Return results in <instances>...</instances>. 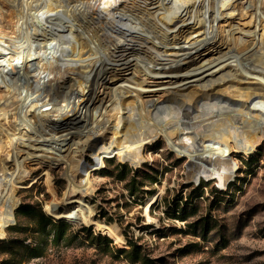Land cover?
Instances as JSON below:
<instances>
[{"label": "bare ground", "instance_id": "bare-ground-1", "mask_svg": "<svg viewBox=\"0 0 264 264\" xmlns=\"http://www.w3.org/2000/svg\"><path fill=\"white\" fill-rule=\"evenodd\" d=\"M100 1L0 0V239L13 224L15 188L31 174L25 169L32 162L48 168L54 157L63 163L69 199L93 194L71 147L74 139L85 137L94 157L114 155L138 169L146 161L145 147L161 138L176 156L189 157L191 174L206 178H229L236 168L230 156L250 155L264 143V0H246L247 7L244 0H115L107 11ZM78 5L91 16L74 18L69 8ZM60 11L64 18H56ZM235 13L250 17L253 31L236 39L229 32V39H222L219 20ZM70 19L79 22L78 30ZM31 40L43 51H32ZM53 40L65 43L61 54L72 58L62 61L59 77L51 61L40 60ZM219 47L224 51L208 59L207 67H195L203 54L218 53ZM32 58L37 66L30 64ZM119 66L149 79L167 78L170 92L149 102L142 99V80L133 89L110 87L108 74ZM43 73L56 77L42 85L38 106L33 95ZM205 75L211 78L201 81ZM7 78L17 83L9 85ZM193 82L200 84L179 89ZM99 85L109 87L102 97ZM59 88L68 91L59 96ZM216 88L214 93L228 97L216 96ZM41 107L50 109L41 112ZM55 129L61 130L56 137H44ZM8 164L16 170L9 172Z\"/></svg>", "mask_w": 264, "mask_h": 264}, {"label": "rangeland", "instance_id": "rangeland-1", "mask_svg": "<svg viewBox=\"0 0 264 264\" xmlns=\"http://www.w3.org/2000/svg\"><path fill=\"white\" fill-rule=\"evenodd\" d=\"M102 1V9L99 8L102 11L115 6V0L108 1L105 7ZM245 1L243 7L248 5ZM80 6L69 10H73L74 18L85 16L87 19L90 14ZM58 13L61 15H55L56 18H64L65 11ZM249 19L236 13L221 17L218 23L221 38L228 40L229 32L233 38H241L244 31H253L252 24L247 23ZM71 20L69 25L78 30L79 22ZM45 48L47 53L40 60L52 63L59 77L64 71L62 61L69 63L72 59L68 53L61 54L66 44L53 40ZM31 49L43 51L35 40H31ZM220 51L224 48L219 47L218 53L206 52L195 67H207L206 61L221 55ZM30 61L31 65L37 64L36 59ZM132 71L131 66L116 67L115 72L108 74L111 79L108 85L123 84L133 89L135 81L142 80V99L149 102L170 92L172 85L167 78L149 79ZM132 75L134 79H130ZM205 76L201 81L211 78ZM40 78L37 92L42 94L33 95V102L38 100V106L44 99L43 86L51 84L53 79L48 73L41 74ZM7 83L17 82L7 78ZM193 83L179 89L194 88L202 82ZM108 88L99 85L98 97ZM59 89V96L68 91ZM49 109L41 107L40 111ZM59 131H45L43 135L56 137ZM84 139H74L70 144L81 163L80 173L93 185V194L69 199L64 177L67 168L55 162L54 157L48 168L39 167L35 162L28 164L25 171L32 169L31 174L15 188L18 206L13 224L5 228V236L0 239V264H264V143L250 155L232 154L230 160L236 162V168L229 178L217 177L206 182L202 174H191L187 155L176 156L161 138L145 147L146 161L138 169L117 162L114 155L94 157L93 150L84 145ZM15 170V165L8 164L9 172ZM180 200L187 206L181 205ZM22 205L40 210L51 219L50 223H43L35 214L21 216ZM173 205L185 207L186 211L175 214L171 211ZM35 229H43L44 234H38ZM57 229L64 230L65 235L53 241ZM97 237L113 241L108 244ZM129 242L135 245L128 247ZM132 248H138L139 260L130 254Z\"/></svg>", "mask_w": 264, "mask_h": 264}, {"label": "trees", "instance_id": "trees-1", "mask_svg": "<svg viewBox=\"0 0 264 264\" xmlns=\"http://www.w3.org/2000/svg\"><path fill=\"white\" fill-rule=\"evenodd\" d=\"M121 179L123 178V177H120ZM217 177H212V178H205V181L206 182H209V181H211V180H215ZM202 181V180H201ZM228 183V182H227ZM201 185V184H200ZM180 204L181 205H184L185 207L187 206V203L186 202H184V204H183V202L180 200ZM185 207H179L178 205H173L171 208V211H173V213H175V214H180V213H184L185 211H186V208ZM192 210V209H191ZM19 211H20V215L21 216H25V217H31V216H33L34 214L35 215H37V217L43 222V223H50V221H51V219L49 218V217H46L44 214H42L41 212H40V210H38V209H36V208H34V207H28V206H20L19 207ZM61 227H63V226H61ZM55 228V227H54ZM36 231L35 232H37L38 234H44V231H42L43 229H35ZM83 232V231H82ZM65 235V233H64V230L62 231V230H60V229H57L56 230V232H54V235H53V241L54 240H59L62 236H64ZM99 240H102V241H104V242H106V243H111L112 241H113V239L112 238H110V239H108V238H106V237H97ZM135 245V243H128V247L129 246H134ZM38 253H33V255H37ZM130 254L131 255H133L134 257H136V259L137 260H139L140 259V252L138 251V248H132L131 250H130Z\"/></svg>", "mask_w": 264, "mask_h": 264}]
</instances>
